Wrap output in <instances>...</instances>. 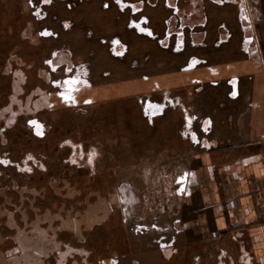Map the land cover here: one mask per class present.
<instances>
[{"label": "rangeland", "instance_id": "obj_1", "mask_svg": "<svg viewBox=\"0 0 264 264\" xmlns=\"http://www.w3.org/2000/svg\"><path fill=\"white\" fill-rule=\"evenodd\" d=\"M69 3L0 0V233L12 238L14 225L35 221L72 250L66 264H160V228L172 226L179 207L166 196L173 184L166 177L180 174L190 154L180 140L184 106L161 90L150 103L112 101L118 93L102 89L113 81L128 93L125 81L148 76L158 90L182 63L93 0ZM114 37L132 44L125 59L101 44ZM62 49L71 51V66L51 64ZM90 211L95 221L87 224ZM51 255L46 261L57 264ZM172 258L194 264L183 247Z\"/></svg>", "mask_w": 264, "mask_h": 264}, {"label": "crops", "instance_id": "obj_2", "mask_svg": "<svg viewBox=\"0 0 264 264\" xmlns=\"http://www.w3.org/2000/svg\"><path fill=\"white\" fill-rule=\"evenodd\" d=\"M175 2L152 10L149 42L179 60L180 72L158 90L142 79L125 81L128 93L113 81L102 89L118 93L114 101L161 90L184 106L180 140L190 154L166 177L179 207L160 228V264L182 247L194 264H264V0Z\"/></svg>", "mask_w": 264, "mask_h": 264}, {"label": "flooded vegetation", "instance_id": "obj_3", "mask_svg": "<svg viewBox=\"0 0 264 264\" xmlns=\"http://www.w3.org/2000/svg\"><path fill=\"white\" fill-rule=\"evenodd\" d=\"M85 1H89V0H78V2H80L81 5L84 4ZM93 1L96 3L95 5L98 4L102 7L101 9L103 12L111 13L112 15H115L116 21L124 19V21L126 22L125 28L127 29L128 32H133L134 36L140 39H144V42L150 43L149 41L154 33V31H152L150 27L152 10H157L160 8L161 0H121L120 3H118L117 0H93ZM40 2L42 4V0H40ZM61 2L69 3V0H50V3H48V7L51 8L55 6L57 3H61ZM172 3L175 5L176 4L175 0H172ZM68 6H69V10L73 9L71 3H69ZM48 13L50 17L51 12L48 11ZM63 28L64 30L67 31L69 30L70 27L66 28L65 25L63 24ZM50 32L53 38L59 37V35L54 30L50 29ZM149 33H151V35H149ZM40 34L42 35L41 31L39 33V37H41ZM101 44L108 45V49L111 57H116L118 59H125L129 54V48H130L129 46L132 45L131 43L129 45L120 37H114L110 40L102 39ZM55 54L56 56L51 60V64L57 67L71 66L74 63L72 53L69 49L58 50ZM132 64H133L132 66H134L135 69L136 66L138 65V61L135 59L133 60ZM104 77H108V74L107 73L104 74ZM142 79L144 81H147L150 80L151 78L148 76H143ZM106 82L112 83L111 81H106ZM65 90H68V92H72L73 88L66 87ZM87 92H90V90ZM144 98L147 102L150 103L153 102L151 93L146 94L145 96H141L137 99L141 101ZM126 99H130V98H126ZM85 103H90V102H85ZM77 105L80 106L79 104Z\"/></svg>", "mask_w": 264, "mask_h": 264}, {"label": "trees", "instance_id": "obj_4", "mask_svg": "<svg viewBox=\"0 0 264 264\" xmlns=\"http://www.w3.org/2000/svg\"><path fill=\"white\" fill-rule=\"evenodd\" d=\"M90 212L86 213V216L84 215L85 223L89 220L95 221L93 219L95 213ZM24 224L27 225V228L21 229L19 224L12 227L17 231L16 236L12 235V238L0 233L1 241L5 238L10 241L9 243L0 242V255H3L0 256V261L3 264H50L46 259L52 257V253H57L59 256L56 260L57 264H66L68 256L72 254L71 249L68 248L67 252L62 250L59 242L48 237V231L40 229L39 222H25ZM28 228L30 229L28 230Z\"/></svg>", "mask_w": 264, "mask_h": 264}, {"label": "snow or ice", "instance_id": "obj_5", "mask_svg": "<svg viewBox=\"0 0 264 264\" xmlns=\"http://www.w3.org/2000/svg\"><path fill=\"white\" fill-rule=\"evenodd\" d=\"M118 3L121 2V0H117ZM45 3H50V0H45ZM143 31V30H142ZM149 35H151V33H149Z\"/></svg>", "mask_w": 264, "mask_h": 264}, {"label": "bare ground", "instance_id": "obj_6", "mask_svg": "<svg viewBox=\"0 0 264 264\" xmlns=\"http://www.w3.org/2000/svg\"><path fill=\"white\" fill-rule=\"evenodd\" d=\"M198 46V45H197Z\"/></svg>", "mask_w": 264, "mask_h": 264}]
</instances>
